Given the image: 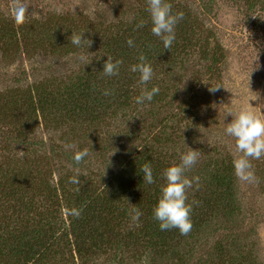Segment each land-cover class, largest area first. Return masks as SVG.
I'll list each match as a JSON object with an SVG mask.
<instances>
[{"label": "rangeland", "instance_id": "obj_1", "mask_svg": "<svg viewBox=\"0 0 264 264\" xmlns=\"http://www.w3.org/2000/svg\"><path fill=\"white\" fill-rule=\"evenodd\" d=\"M169 2L173 4L175 13L184 14L182 20H186L187 24L193 27L202 42H207L208 49L217 48L224 58L216 66L214 78H208L207 81L205 66L210 62L201 60L198 53L178 61L169 73L162 72L164 82L169 85L168 92L174 97L172 102H168L172 111H188L184 113L186 116L181 125L190 127V130L192 126L202 125L198 130L185 129L189 133L192 132L193 136L189 138V134L186 139H180L176 144H168L166 149H176L179 154L188 151V147L197 150L199 154L194 166L209 160L213 155L217 160L223 158L233 162L242 153L238 152L235 139L226 134L227 124L241 109L250 110L264 118V29L259 26L264 27V7L260 9V5H255L264 4V1ZM251 4L255 5L254 8H251ZM21 6L24 8L23 23L35 22L39 23V27L35 30L34 25L32 28L25 27L27 30L22 29L19 33L40 38V35L45 37L43 34L48 30L50 39L54 32L62 33L65 44L61 43L60 48L55 50L46 44H41L43 50L28 48L24 51L19 48L5 53L0 49V107L17 92L33 85L44 87L48 81L63 79L87 65L90 53H76L78 47L70 42L72 33L79 34L81 30L86 35L83 39L89 40L88 34L104 31V28L117 25L120 21L130 22L136 12L144 7L146 12L140 17L151 22L147 12V0H0V25H16L15 9ZM250 10L254 14L250 13ZM187 24L185 25L188 26ZM25 42L27 43L28 39ZM85 43L87 42L79 47L84 48ZM216 87L219 89L209 90ZM168 97L170 99V96ZM169 105L166 110L171 109ZM153 108L147 109L149 115ZM229 112L233 116L228 115ZM157 113L161 111L156 110ZM152 119L151 116L140 114L125 122L110 123L98 131H85L84 128L76 130V127L52 131L40 125L35 127V135L30 140V143H36L38 148L30 151L17 139L13 140V124H8V121L0 116V179L6 177L2 173L9 169L29 172L37 168L40 170L38 180H47L52 187L58 179H66L73 185L70 178L74 176L86 182L78 186L73 185L74 187L69 185V195L80 191L79 185H82L83 190L99 191L101 187L95 188L98 182L93 178L98 176L103 180L113 169L108 167L115 168L117 162L126 155L123 146L127 144L123 142L125 138L122 133L143 134V139L150 145L152 136L146 132L150 130L148 126ZM66 144H73L75 147L66 149ZM128 147L131 148V144H128ZM82 150L88 152L80 162L82 169L87 170L76 167L73 159L74 153ZM249 159L255 179L242 180L235 174V201L232 208L228 209L233 213L218 208L220 218L211 225L208 232L206 231L205 237L196 244L195 250L186 257L183 264H209L216 259L218 246L230 247L233 255L229 259L235 258V255L243 256L239 264H264V156L259 160ZM46 200V197L36 198L31 210L26 211L18 209L22 205L7 202L6 199L3 202L0 198V235L12 232L15 244L19 247H23L25 238L28 243L34 244H37L41 237H44L42 239L46 242L55 240L54 247L68 257L67 264H92L93 257L98 259L96 264H118L120 251L114 258V255H110V248L104 250L105 254L96 256L88 252L81 260L73 248L74 243L67 223V217H70L69 213H66L67 209L64 204L61 208L47 206ZM1 202L4 203L3 206ZM14 220H18L20 224L16 225ZM126 228L128 226L125 227L122 223L116 230L118 235H121L117 241L120 247L123 241L129 240L130 237L129 228ZM43 233L46 236H43ZM18 236L24 240L19 241ZM125 253L127 257L121 264H168L139 255L138 260L141 261L129 260L132 252ZM141 253L143 250L137 254ZM10 259L4 258L0 260V264H14ZM53 262L51 258L46 264H54Z\"/></svg>", "mask_w": 264, "mask_h": 264}, {"label": "trees", "instance_id": "obj_2", "mask_svg": "<svg viewBox=\"0 0 264 264\" xmlns=\"http://www.w3.org/2000/svg\"><path fill=\"white\" fill-rule=\"evenodd\" d=\"M171 5L175 13L173 4ZM255 5H260V9L264 7L262 3ZM255 5L250 6L254 8ZM145 12V7L140 8L130 22L120 21L121 23L117 25L104 28V31L88 34L90 45L88 42L85 43L84 48L78 47L76 53L78 51L90 53V57L87 65L79 68L75 74H70L63 79L50 80L44 87L40 85L28 87L10 96L0 107V116H3L8 124H13V140L17 139L30 151L38 148V145L30 143V140L35 135V127L38 128L40 125L52 131L69 130L75 127L76 130L84 128L85 131H98L110 123L125 122L140 114L153 118L148 126L150 130L146 129V134L152 136L150 145L143 139L145 136L143 134L122 133L125 136L123 138L126 139L123 142L127 144L123 146L126 155L117 162L115 168L108 167L113 169L103 180L98 176L93 178L95 182H98L95 188L101 187L99 191L97 189L83 190L82 185H79L80 191L69 195L67 189L78 184L73 186L66 179H58L52 187L47 180H38L40 170L37 168H35L37 171L17 172L9 169L2 173L6 175L0 179V198L3 202L6 199L7 202L22 205L18 209L30 211L36 198L46 197L47 206L61 208L64 204L66 213L73 208L80 210L79 217L69 214L70 217H67L69 222L66 221L74 243L73 248L81 260L88 252L96 256L105 254L104 250L110 248V255H114V258L120 251L118 264L127 257L125 252H132V255L128 257L129 260L141 261L138 260L139 256H144L146 259L152 258L168 264H183L186 257L195 250L196 244L205 237L206 231L208 232L211 225L220 218L218 208L229 212L231 210L228 209L232 208L235 201L236 175L233 162L231 159L217 160L213 155L208 158L209 160L185 172L190 180L192 177H199V186L197 187L194 183L193 187L187 191V203L196 202L190 214L192 222L190 232L187 235H181L178 229L161 231L159 222L153 218L152 210L160 195V187L164 183L162 171L180 162L181 154L177 153L176 149H166L167 145L176 144L180 139H186L189 134L191 138L192 132L189 133L185 129L198 130L202 126H192L190 130V127L181 125L186 116L184 113L188 111L185 110L182 113L172 111L168 102H172L174 97L168 92L169 85L164 82L162 72L169 73L178 61L198 53L201 60L210 62L205 66L207 81L208 78H214L217 72L216 66L221 63L224 56L217 48L216 50L208 49L207 42L205 40L202 42L198 33L187 24L186 20L176 25V39L170 48L165 49L161 40L152 34L151 22L149 20L145 22L140 17ZM250 13L254 14L252 10ZM142 20L145 26L137 28V24ZM32 25L34 30L39 27V23L35 22L0 25V49L5 53L19 48L24 51L28 48L43 50L42 46L46 44L47 47L55 50L60 48L61 43L65 44L62 33L54 32L51 39L48 30L43 34L46 36L40 35V38L19 33L22 29L32 28ZM259 26L264 29L262 25ZM81 33L84 37L86 36L80 30L79 34ZM129 38L134 42L133 47H129L126 43ZM26 39H28L27 43ZM141 54L147 58L153 69V78L146 87L159 88V94L154 96L152 102H146L144 106L137 105L134 98L145 86L139 84V74L130 71V66L137 62ZM107 56H111L113 60L123 61L117 76L106 77L100 72ZM105 89L111 90L112 95L104 96L102 93ZM168 105L170 110H166ZM148 108H153L150 115L147 113ZM156 110L161 113L156 114ZM128 144H131V148ZM144 163H150L153 170L155 182L151 185L143 182V173L140 169ZM75 166L82 169V163H76ZM81 183L86 182L80 181L79 184ZM2 204L4 203L1 202ZM133 206L142 212L138 223L131 219ZM14 223L20 224L18 220H14ZM122 223L125 227L128 226L130 237L129 240L123 241L120 247L117 241L121 235H118L116 230ZM42 238L44 237L34 244L18 236L19 241L24 240L23 247H19L15 244L14 234L7 232L5 235L4 232V235H0V260L11 258L14 264H46L51 258L54 264L69 262L68 257L54 247L55 240L46 242ZM140 250H143V253L137 254ZM64 251L66 252L65 249ZM216 253V259L209 264H239L238 262H241L240 259L243 258L241 255H235V258L229 259L233 255L229 246H218ZM225 258L227 262L224 263ZM97 260L93 257L92 264H96Z\"/></svg>", "mask_w": 264, "mask_h": 264}, {"label": "clouds", "instance_id": "obj_3", "mask_svg": "<svg viewBox=\"0 0 264 264\" xmlns=\"http://www.w3.org/2000/svg\"><path fill=\"white\" fill-rule=\"evenodd\" d=\"M147 12L151 21L152 34L161 40L165 49L170 48L176 39L175 27L183 19L184 14L182 12L173 13L169 0H147ZM14 20L17 24L23 23L24 8L22 6L15 9ZM144 26L143 20L137 24V28ZM83 35L72 33L70 42L77 47L84 42H88L90 45L91 42L83 39ZM126 43L129 47L134 46L131 38ZM122 63V60H113L111 56H107L100 72L106 77L117 76ZM130 71L139 74L138 82L141 86H145L142 87L141 93L134 98L135 103L144 106L146 102H152L154 96L159 94V88L157 86H153L151 89L146 87L153 78V69L147 58L143 54L139 55L137 62L130 66ZM217 89L219 87L209 88L210 91ZM102 94L110 96L112 91L105 89ZM228 115L233 116L231 112ZM225 132L235 139L236 148L238 152L242 153L239 158L233 160L235 174L242 180H254L255 174L252 171L249 158L259 160L264 156V118L250 110L241 109L227 124ZM65 147L71 149L75 145L66 144ZM198 154L197 150L188 147V151L180 155L178 164L170 165L162 171L164 183L160 187V195L152 210L153 218L159 222L161 231L178 229L181 235H187L192 228L190 214L193 211V204L196 202L187 203V191L193 187L194 183L197 187L199 186V177H192L190 180L186 177L185 172L196 164ZM87 155V150L77 151L74 153L73 159L79 164ZM140 170L143 173L144 183L151 185L155 182L150 163L141 165ZM70 183L79 184L80 180L74 176L70 178ZM69 214L79 217L80 210L73 208L69 210ZM141 215L142 212L139 208L133 206L131 215L133 222L138 223Z\"/></svg>", "mask_w": 264, "mask_h": 264}]
</instances>
